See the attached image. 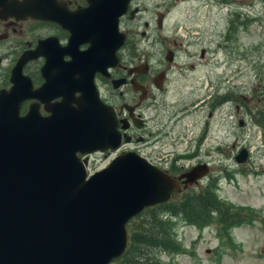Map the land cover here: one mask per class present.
<instances>
[{
	"label": "water",
	"instance_id": "1",
	"mask_svg": "<svg viewBox=\"0 0 264 264\" xmlns=\"http://www.w3.org/2000/svg\"><path fill=\"white\" fill-rule=\"evenodd\" d=\"M95 1L106 6L114 0ZM116 3L114 9L107 8L113 13L112 24H84L90 25L84 33L100 32V40L111 35L120 46L124 36L119 33L118 20L128 3ZM28 4L27 0H0V9L17 18L59 17L71 31L82 25L77 21L85 13L93 12L68 14L62 4V8L46 7L45 0H31L35 7ZM79 32L72 35H82ZM77 39L70 46L77 47ZM47 44L41 43L35 52L21 58L12 73L14 85L0 92V264H112L128 248L129 222L146 208L177 196L182 186L136 153L119 156L88 179V162L81 161L78 154L119 146L116 114L97 92L90 93L89 76L86 84L70 85L66 68L81 65L79 60L66 66L60 53L46 50ZM52 46L58 50L55 42ZM87 55L95 60L98 71L118 62L114 50L109 56ZM40 56L46 58L42 70L46 84L33 91L21 75V66ZM104 59L110 62L100 65ZM77 89L85 93L80 101L75 99ZM50 91L55 92L51 97L62 96L63 102L49 105ZM32 98L43 103L51 116L42 118L36 106L19 116L21 103ZM72 102L82 104L74 107ZM249 156V150L243 148L236 162L245 164ZM206 173L197 167L182 176L187 178L184 184L192 185Z\"/></svg>",
	"mask_w": 264,
	"mask_h": 264
},
{
	"label": "flooded vegetation",
	"instance_id": "2",
	"mask_svg": "<svg viewBox=\"0 0 264 264\" xmlns=\"http://www.w3.org/2000/svg\"><path fill=\"white\" fill-rule=\"evenodd\" d=\"M16 1L23 3L25 0ZM27 1L28 7H35L36 4H30L31 0ZM117 1L128 3L118 20L119 32L124 36V43L118 45L119 47H117L119 41L111 35H106L100 40L97 38L100 32H95L96 34L91 36L84 33L90 26L84 24L114 22L113 13L107 8L114 9L118 5ZM150 1L114 0L106 6L105 3L101 6V1L95 0H45L46 7H64L68 14H79L93 9L90 15L87 12L77 21L79 25H82L72 31L70 27L63 25L59 17L56 20H43L30 16L17 18L13 15H5L0 9V92L2 90L9 91L14 85L11 81L12 73L21 58L35 52L37 48L41 47V43L47 42L46 50L55 51L56 54L60 53L66 66L74 62L75 59L79 60L81 65L66 68L69 73L67 79L70 85L79 87L86 84L89 76L91 78L90 93L97 92L102 102L114 109L116 114V130L120 136V140L116 142H119L120 147L107 153L90 155L79 153L82 160L88 162L89 170L94 155L101 154L106 158L113 156L112 161L127 152L138 153L152 162L158 158L156 165L161 168L167 167L168 174L176 179H180L183 174L194 167L206 166L208 168L207 176L192 187H188L202 189L201 185L208 181L210 183L221 181L219 177L218 180L213 179L212 167L215 163L213 149L217 154L225 153L224 144L215 143L213 146L212 135L209 133V122L204 123L197 134H181L175 127L182 122L190 109L185 106L179 112H171L167 101V95L172 86L171 75L175 73L173 66L180 57L178 39L181 34L178 25V29L176 28L171 33L164 31L171 22L175 24L179 21V7L186 0H158L155 3V9L152 5H148ZM59 4L63 6L60 7ZM78 29L80 30L79 34L82 35H72L78 32ZM154 29H157L160 34L152 32ZM76 39L77 47L70 46L72 40ZM53 42L56 43L58 50L52 46ZM158 45L163 46L165 51L163 58L155 64L150 58L152 50L149 46L155 48ZM112 50L118 58V64L106 68L109 75H104L97 70L96 62L92 56L85 57L87 53L91 52L93 56L98 52L106 56ZM202 52L201 57L204 58L206 50H204V56H202ZM2 62L7 63L5 70H2ZM108 62L110 61L104 59L99 64ZM45 67L46 58L44 56L29 59L21 66V75L29 80L33 91L46 84L42 72ZM185 67L178 66V69L182 72ZM190 68L195 69V66L191 65ZM118 83L119 85H116ZM214 93L216 94L214 101L209 104L212 109L209 112L210 118L214 115V110L217 111L223 107L224 98L227 99L222 88ZM54 94L53 91L47 94L49 105L63 102L62 96L51 97ZM74 94L75 99L80 101L85 93L77 89ZM204 96L205 94L201 95L195 102L192 106L193 110L201 104L206 105ZM211 97L212 95L209 93L208 98ZM220 98H222L221 101ZM77 104L82 103H71L74 107ZM35 106L42 118L51 116L45 105L36 98L21 103L20 115H25L30 107ZM223 120L226 121L225 117ZM183 136L185 137L183 138ZM233 147L236 148L235 145ZM238 151H235V157ZM225 171L227 173L226 168L221 172ZM184 181L185 179H181L180 183L184 185Z\"/></svg>",
	"mask_w": 264,
	"mask_h": 264
},
{
	"label": "rangeland",
	"instance_id": "3",
	"mask_svg": "<svg viewBox=\"0 0 264 264\" xmlns=\"http://www.w3.org/2000/svg\"><path fill=\"white\" fill-rule=\"evenodd\" d=\"M157 1L148 5L155 9ZM179 8V21L171 22L164 31L171 33L178 25L181 34L180 57L173 66L167 101L171 112L185 106L190 110L175 128L192 135L210 123L213 146L221 143L225 148V153L213 151V179L221 180L217 195L255 219L232 227L229 238L234 244L226 242L224 246L219 235L223 226L217 221L199 228L175 217L178 241L185 253L162 254L161 260L167 264H264V0H186ZM152 32L160 34L157 29ZM149 48L156 64L165 49L161 45ZM202 50H206L204 58ZM2 63L5 70L7 63ZM178 66L186 67L180 72ZM220 88L227 99L210 118L209 104ZM204 94L206 105L193 110ZM243 147L250 149V160L238 165L235 151ZM112 158L94 155L90 170L104 168ZM224 168L227 173L221 172Z\"/></svg>",
	"mask_w": 264,
	"mask_h": 264
},
{
	"label": "trees",
	"instance_id": "4",
	"mask_svg": "<svg viewBox=\"0 0 264 264\" xmlns=\"http://www.w3.org/2000/svg\"><path fill=\"white\" fill-rule=\"evenodd\" d=\"M216 190L217 185L210 183L202 189L188 190L168 203L146 209L128 225L129 247L113 264H167L161 260L162 254L185 253L182 243L178 241L173 221L178 216L199 228L217 221L223 226L219 230L222 244L229 242L232 246L234 243L229 238L230 229L254 216L227 205Z\"/></svg>",
	"mask_w": 264,
	"mask_h": 264
}]
</instances>
